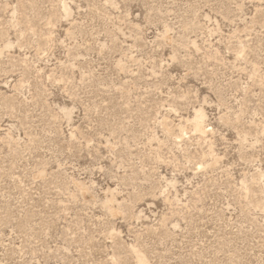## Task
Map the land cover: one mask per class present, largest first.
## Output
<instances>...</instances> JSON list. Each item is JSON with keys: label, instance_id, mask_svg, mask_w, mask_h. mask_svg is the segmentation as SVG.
I'll return each mask as SVG.
<instances>
[{"label": "rangeland", "instance_id": "374dc122", "mask_svg": "<svg viewBox=\"0 0 264 264\" xmlns=\"http://www.w3.org/2000/svg\"><path fill=\"white\" fill-rule=\"evenodd\" d=\"M139 257L264 264V0H0V264Z\"/></svg>", "mask_w": 264, "mask_h": 264}, {"label": "bare ground", "instance_id": "6f19581e", "mask_svg": "<svg viewBox=\"0 0 264 264\" xmlns=\"http://www.w3.org/2000/svg\"><path fill=\"white\" fill-rule=\"evenodd\" d=\"M201 119H202V114L196 115L195 122H194V129L196 131H201L202 130V125H201ZM138 263L139 264H146V262L141 259L140 257L138 258Z\"/></svg>", "mask_w": 264, "mask_h": 264}]
</instances>
